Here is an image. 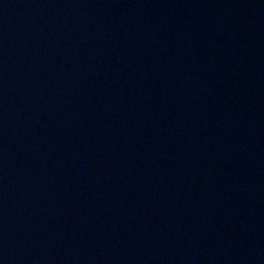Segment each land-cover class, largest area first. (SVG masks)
Wrapping results in <instances>:
<instances>
[{"label":"water","instance_id":"obj_1","mask_svg":"<svg viewBox=\"0 0 264 264\" xmlns=\"http://www.w3.org/2000/svg\"><path fill=\"white\" fill-rule=\"evenodd\" d=\"M0 264H264V0H0Z\"/></svg>","mask_w":264,"mask_h":264}]
</instances>
